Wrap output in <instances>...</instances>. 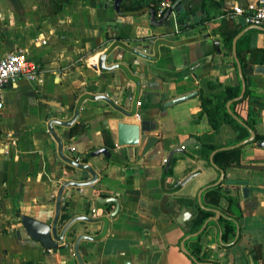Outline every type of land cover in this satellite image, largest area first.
<instances>
[{
	"label": "crops",
	"instance_id": "0c3cea01",
	"mask_svg": "<svg viewBox=\"0 0 264 264\" xmlns=\"http://www.w3.org/2000/svg\"><path fill=\"white\" fill-rule=\"evenodd\" d=\"M203 2L182 0L162 24L153 25L148 12L116 13L113 0H0V58L24 48L39 66L36 79L17 77L3 90L0 264H78L71 249L60 252L34 243L23 230L20 216L50 223L60 181L90 178L86 170L72 167L57 155L46 123L53 113L63 120L70 118L77 98L85 92L102 93L118 102L126 88L134 92V83L121 69L106 71L96 66L99 54L117 39L132 46L149 43L157 54L156 59L146 60L115 47L107 55L106 64H125L145 82L138 113L123 116L104 100L85 98L70 126L54 124L65 154L79 156L98 174L93 184L63 190L61 214L90 215L94 208L97 214L108 215L115 203L103 199L113 197L118 202L106 234L94 242H80L84 264H264V148L254 139L246 142L238 146L234 161L223 167L215 164L218 168L210 163V154L207 159L198 154L205 143L219 148L240 141L225 122L207 136L213 131L201 113L199 94L200 89L207 90V78L214 85L241 86L232 53L223 48L216 29L227 20L220 17L226 12L222 9L230 11L236 4L251 7L256 0H208L207 12ZM236 22L242 29L248 26ZM243 34L248 36L249 51L244 56L249 58L253 50L263 47L264 31L249 29ZM199 60L201 64L191 72L182 73ZM255 65L244 77L247 93L230 109L263 137L264 73L254 72ZM193 90H197L194 96L164 105ZM216 90L211 86L208 92ZM119 120L141 125L144 135L135 149L116 146ZM188 138L197 145L186 149L188 155L175 152L164 173L168 152ZM101 146L109 148L110 158L90 155ZM219 169L224 177L214 186ZM195 170L199 173L180 187L179 182ZM243 187L248 188L246 196ZM201 188L200 202L216 209L219 216L202 230L205 218L214 212L207 211L196 227L194 219L184 224L176 220L179 205L193 206L198 215ZM213 188L220 194L217 205L205 195ZM71 215H65L58 230ZM101 228L102 222L79 221L76 232L95 234Z\"/></svg>",
	"mask_w": 264,
	"mask_h": 264
},
{
	"label": "water",
	"instance_id": "95a60500",
	"mask_svg": "<svg viewBox=\"0 0 264 264\" xmlns=\"http://www.w3.org/2000/svg\"><path fill=\"white\" fill-rule=\"evenodd\" d=\"M181 1L182 0H174L170 4V6L168 8H166V10L163 12V14L159 17H156L154 9H152L150 7H143L141 9H138L135 11H129V12L120 11L119 5H120L121 0H113V7H114L115 12L118 14H121V15L141 14L143 12H148L149 13V16H148L149 22L153 25H160V24H162V22H164V20H166L172 14V11H174L180 5ZM249 29H258V30L264 31V27H261L258 25H248L245 28H243L241 31H239L233 37L232 45H231V53H232V57L234 59L236 67H237V72H238V76L240 79L241 86H240L239 94L236 97L229 99L226 102L227 112L237 122H239L241 124H243V121L231 111L230 104L234 101L240 100L243 97L244 92H245V80H244V76L242 73L241 64H240L239 59H238L237 54H236V41L245 31H247ZM115 47H122V48H125L127 50H130L133 53L138 54L140 57H142L146 60H154L157 58V54L152 53V48H151V45L149 43L137 45V46L136 45L132 46V45L126 44L125 42H123L120 39L113 40L107 46V48L103 52H101V54H99L96 66L100 70H106V71H110L113 69H121L125 73L126 78L129 81L134 83V92L132 93L130 90H128V88H126V91L122 96L123 100L120 99L121 102H118V100H113L112 98H110V97H108L102 93L91 94L89 92H85L77 98V100L74 104L70 118L63 120V119H60L58 117L57 113L50 114L49 119L46 123V127L56 142L57 155L64 162L71 165L72 167L86 170L89 173L90 178H88L87 180H61L60 181V186L56 191L54 216H53L50 223H44L42 221H39L35 218L29 217L26 215L20 216V222H21L23 230L25 231V233L28 235V237L34 243L38 244L40 247H44L47 249H49V248L57 249L60 252H63L66 249H71L72 254L76 258L78 264H84V262L82 260V256L79 252L80 242L82 240L94 242V241L101 239L106 234V230H107V226H108V219L117 211L118 202L113 197L103 199L104 201H113L115 203V208L111 212H109L108 215L97 214V212L91 213L90 215L87 213L86 214H75V215L72 214L71 215V213L66 212V211L64 212V214H61V211H62L61 195L63 193V190L66 187H70V186L75 187V188H79L82 186L93 184V183L97 182L98 174L90 164L75 160L74 158L68 157L65 154L66 147L63 146L62 139L59 137L56 130L54 129V124L63 125V126H70L78 117L80 104L82 103V101L85 98L104 100L115 111L119 112L123 116L130 117V116H133V115L138 113L137 101L139 99L140 89L143 85H145V82H143V80H141L140 75H138L136 73H132L130 71V69L127 67V65H125V64H122V63L106 64L107 55ZM215 49H216V51L219 50L218 42H215ZM201 62L202 61L199 60V61L195 62L194 64L187 66L183 70L182 73L186 74V73L191 72L194 68H196L199 64H201ZM253 70L256 73H264V65H261V64L255 65ZM196 93H197V90L186 92L184 94H181L179 96H176L175 98H172V99L166 101L164 103V105L166 106V105H170L173 103L180 102L184 99H187L191 96H194ZM128 100H130L131 103H130V105L127 106L126 101H128ZM50 103L54 104V102H50ZM61 109L63 111H66V109H64V108H61ZM247 130L249 132V135L246 138H244V139H242V140H240V141H238L232 145L216 148L210 153L209 161L215 168H218V167L213 162L212 157H213V154L218 149H228V148L238 147V146H240L246 142L252 141L255 138V132L250 127H247ZM142 133L143 132H142V128H141L140 124L127 123V122H122L121 120H119L116 124V146H124V147H129L130 149H132V148L135 149L140 144V142L142 141V135H144ZM197 143L198 142L195 139L188 138L185 140V142L182 144V146L172 148L168 152L166 157L164 158L163 172L166 173V171L170 165L172 156L175 152H181L183 154L188 155V153L186 152V149L187 148H190V149L194 148V146L197 145ZM256 145L258 147L264 148V135L260 140H258L256 142ZM99 154H102L105 158H110L111 151L109 150V148L101 146V147L96 148L95 150H93L90 153L91 156H96ZM219 172H220V174H219L218 179L212 184L214 186L219 184L220 181L222 180V178L224 177V172L221 169H219ZM198 173H199V170H195L194 172H191L190 174L185 176V178H183V180H181V182H179L178 185L181 187L182 185H184L187 181H189L193 176H195ZM241 190H242L243 195H245V196L248 195V188L247 187H243ZM202 191H203V188H201L197 194V205H198V207L201 208L202 210H205V211H212L215 213V215L210 216L208 218H205L200 230H202L205 227V225L207 224V222L209 220H217V218L219 217L216 214L217 213L216 209L207 208L206 206H204L200 202V193ZM65 194L68 195V192H65ZM178 207H180V210L178 212V215L176 216V220L181 224H184L186 221L192 220L197 216V212L194 211L193 206L179 205ZM67 214L71 215L70 218H68L66 220V222L62 225L60 230H58V225L62 222L63 218H65V215H67ZM79 221H83L86 223L102 222V228H101L100 232L95 233V234H88L86 232L77 233L76 232L77 231V222H79ZM195 234H197V232L193 233L192 235H195ZM65 239H67L68 241H66L65 244H60Z\"/></svg>",
	"mask_w": 264,
	"mask_h": 264
},
{
	"label": "trees",
	"instance_id": "16d2710c",
	"mask_svg": "<svg viewBox=\"0 0 264 264\" xmlns=\"http://www.w3.org/2000/svg\"><path fill=\"white\" fill-rule=\"evenodd\" d=\"M161 0H121L119 9L123 12L135 11L143 7H150L156 11L158 9ZM171 3L174 0H169ZM208 0H204L203 7L207 12ZM222 11H227L222 9ZM222 13V12H221ZM224 13V12H223ZM210 16H206L209 18ZM212 17V16H211ZM242 29L241 26L236 22L235 18H228L223 21L221 25L216 29V33L219 34L221 38V44L226 52H231V45L233 37ZM249 51V40L247 34L241 35L236 41V54L241 64V69L243 76L247 71L250 70L253 64L264 65V45L261 48L253 50L252 56L246 58L245 53ZM207 90L200 89L199 101L201 106V113H204L211 126L212 133L207 136H212L214 132L218 129L220 123L225 122L229 124L233 130L236 132V141L242 140L249 135L247 127L253 128L252 124L247 120H242L243 124L237 122L226 110V102L229 99L236 97L239 94L240 84L236 86H229L226 84L216 83L215 85L211 83L210 78L205 80ZM216 87L217 90L213 93H209V87ZM247 91H245V94ZM234 102L231 104V106ZM108 136V133H106ZM262 138L261 135H255L254 141H258ZM216 147L212 144H203L198 150V154L207 159L210 152ZM239 148L232 149H222L217 150L213 154V162L219 166L223 167L224 164H229L237 158ZM208 200L217 205L220 200V194L218 191L213 189H208L205 193ZM208 212L199 209L198 215L194 218L195 227L200 225L202 220L207 216Z\"/></svg>",
	"mask_w": 264,
	"mask_h": 264
},
{
	"label": "built area",
	"instance_id": "2783aa9c",
	"mask_svg": "<svg viewBox=\"0 0 264 264\" xmlns=\"http://www.w3.org/2000/svg\"><path fill=\"white\" fill-rule=\"evenodd\" d=\"M170 4L169 0H161L156 11V16H161ZM220 17L225 19L235 18L247 25L264 27V0H257L251 7L233 5L230 11L224 12ZM38 71L39 66L28 58L27 50L24 48H17L0 58V110L4 105V86L17 77L34 80L38 76ZM74 159L80 160L77 155ZM91 213H96V209L92 208Z\"/></svg>",
	"mask_w": 264,
	"mask_h": 264
}]
</instances>
